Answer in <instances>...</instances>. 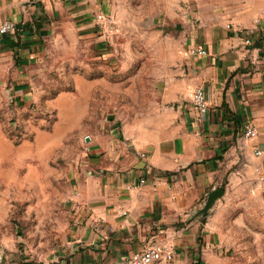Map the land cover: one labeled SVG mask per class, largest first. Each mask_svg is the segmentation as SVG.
<instances>
[{
    "label": "crops",
    "instance_id": "crops-1",
    "mask_svg": "<svg viewBox=\"0 0 264 264\" xmlns=\"http://www.w3.org/2000/svg\"><path fill=\"white\" fill-rule=\"evenodd\" d=\"M149 1L0 0V18L15 23L13 32L0 35V87L12 85L16 96H29L49 41L103 33L94 18L99 12L115 18V32L103 33L110 37L126 14L131 18L137 5L143 12ZM152 3L158 11L144 19L178 21L179 41L157 62L143 108L83 136L87 158L71 177L66 246L52 264L114 261L151 240L174 249L171 261L152 264H201V253L212 255L223 238V215L235 200L264 203V155L256 154L264 151V0ZM192 45L207 55L189 56ZM196 87L208 103L203 115L190 106ZM248 123L258 130L254 138L242 135ZM216 188L223 195L203 217L199 210ZM242 203V211L251 208Z\"/></svg>",
    "mask_w": 264,
    "mask_h": 264
},
{
    "label": "rangeland",
    "instance_id": "rangeland-1",
    "mask_svg": "<svg viewBox=\"0 0 264 264\" xmlns=\"http://www.w3.org/2000/svg\"><path fill=\"white\" fill-rule=\"evenodd\" d=\"M151 3L143 12L137 5L131 18L126 14L110 37L99 31L49 41L29 96L0 87V264L60 259L70 226L71 177L87 158L83 136L143 108L157 62L179 41L178 21L144 19L158 11ZM244 201L247 211L240 207ZM223 219V238L212 255L201 253V264H264V203L235 200Z\"/></svg>",
    "mask_w": 264,
    "mask_h": 264
},
{
    "label": "built area",
    "instance_id": "built-area-1",
    "mask_svg": "<svg viewBox=\"0 0 264 264\" xmlns=\"http://www.w3.org/2000/svg\"><path fill=\"white\" fill-rule=\"evenodd\" d=\"M35 2H41L43 0H34ZM96 23L104 34L110 35L115 32L116 22L115 18L111 15L104 13L95 14ZM227 29H231V24H226ZM15 30V23L12 20L0 18V35H4ZM244 44H250V40L247 38L244 40ZM207 50L201 45H192L188 48L187 54L189 56H206ZM190 106L195 115H203L208 110V103L205 98L204 90L201 87H196L190 99ZM258 134V130L253 124H245L242 128V135L245 138H254ZM256 154L264 155V151L257 149ZM144 156L143 153L140 154ZM144 179L139 180V185L144 183ZM126 188H133L135 185L126 184ZM125 212H122L124 214ZM174 256V249L171 245L159 241H147L141 251L131 254L128 257L120 258L118 260L103 262L101 264H152L155 261H171Z\"/></svg>",
    "mask_w": 264,
    "mask_h": 264
},
{
    "label": "water",
    "instance_id": "water-1",
    "mask_svg": "<svg viewBox=\"0 0 264 264\" xmlns=\"http://www.w3.org/2000/svg\"><path fill=\"white\" fill-rule=\"evenodd\" d=\"M223 195V191L219 188L213 189L211 190L208 195L207 198L205 200L204 206L199 210V213L205 217L209 211V209L212 207V205L214 204V202L221 198V196Z\"/></svg>",
    "mask_w": 264,
    "mask_h": 264
},
{
    "label": "trees",
    "instance_id": "trees-1",
    "mask_svg": "<svg viewBox=\"0 0 264 264\" xmlns=\"http://www.w3.org/2000/svg\"><path fill=\"white\" fill-rule=\"evenodd\" d=\"M197 264H200V260H197Z\"/></svg>",
    "mask_w": 264,
    "mask_h": 264
}]
</instances>
